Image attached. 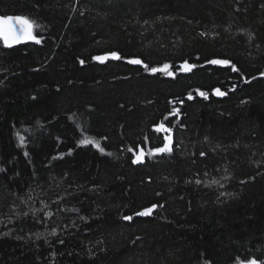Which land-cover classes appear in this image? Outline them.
Listing matches in <instances>:
<instances>
[{"label": "trees", "instance_id": "1", "mask_svg": "<svg viewBox=\"0 0 264 264\" xmlns=\"http://www.w3.org/2000/svg\"><path fill=\"white\" fill-rule=\"evenodd\" d=\"M0 14L40 40H0V264H264V0H0Z\"/></svg>", "mask_w": 264, "mask_h": 264}, {"label": "snow or ice", "instance_id": "2", "mask_svg": "<svg viewBox=\"0 0 264 264\" xmlns=\"http://www.w3.org/2000/svg\"><path fill=\"white\" fill-rule=\"evenodd\" d=\"M34 31V23L29 20L26 17L23 16H8V15H0V38L3 39L5 44L8 46H11L12 44H18L22 40H35L37 43L40 41L36 38V36L33 34ZM111 57L115 59H120V56L113 52L110 54ZM94 59L96 60H106L108 59L107 56L101 57L97 56ZM80 63H84V61H80ZM130 63L132 64H143V61L141 59H132L130 60ZM211 64H218V65H228L231 62L228 60H219V59H214L209 61ZM144 67L147 69L148 65L144 64ZM194 67V65H187L185 62V71H190L191 68ZM234 71H238L236 69L235 65L232 66ZM169 65L165 64L163 68H151L150 71L155 73L158 71H168ZM169 75H173V73L168 72ZM262 76H264V73H261ZM215 94L217 96H224L226 93L222 92L219 88L215 89ZM200 95L207 98V94L204 92H200ZM191 98V96H189ZM182 103V101H181ZM177 112L179 109L176 110ZM159 131H171L170 129H165L163 125L160 126L158 129ZM168 143L164 144L163 147H158L153 150L154 153H170L172 152V147H171V137H168ZM81 144H89V143H94L97 148H100V145L96 143L95 141H91L88 139H82L80 141ZM100 151H104V149L100 148ZM110 154V153H109ZM201 156H204L205 153L201 152ZM144 158V152L143 149L140 150L139 154L136 157L135 162H141ZM217 183V182H214ZM156 205H152L149 208H145L142 212L136 213L138 216H149L152 214L153 210L156 208ZM125 220L131 221L133 219L132 216H125ZM210 264V262H209ZM240 264H262L261 261H258L255 258L249 259L246 262L245 261H240Z\"/></svg>", "mask_w": 264, "mask_h": 264}, {"label": "water", "instance_id": "3", "mask_svg": "<svg viewBox=\"0 0 264 264\" xmlns=\"http://www.w3.org/2000/svg\"><path fill=\"white\" fill-rule=\"evenodd\" d=\"M0 15H2V14H0ZM8 16H17V15H14V14H8ZM19 16V15H18ZM33 34H34V32H33ZM35 35V34H34ZM36 38L39 40V38L36 36ZM0 40L1 41H3V39L2 38H0ZM40 41V40H39ZM3 43L5 44V42L3 41ZM28 43H33V44H39V43H37L35 40H22L20 43H18V44H12L11 46H8L7 44H5L7 47H9V48H12V47H15V46H19V45H23V44H28ZM164 126V125H163ZM159 128H160V126H159ZM171 139H172V135H171ZM171 142H172V140H171Z\"/></svg>", "mask_w": 264, "mask_h": 264}, {"label": "rangeland", "instance_id": "4", "mask_svg": "<svg viewBox=\"0 0 264 264\" xmlns=\"http://www.w3.org/2000/svg\"><path fill=\"white\" fill-rule=\"evenodd\" d=\"M187 65H188V64H187ZM161 68H163V67H161ZM181 68H182V70H184V69H185V64H183ZM163 72H165V73H167V74H168V72L173 73V72L171 71V69H170V66H169L168 71H163ZM168 75H169V74H168Z\"/></svg>", "mask_w": 264, "mask_h": 264}]
</instances>
